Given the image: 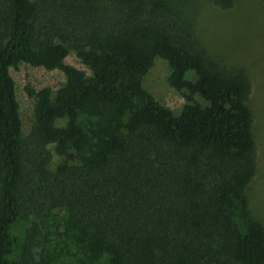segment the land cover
<instances>
[{
    "label": "trees",
    "instance_id": "1",
    "mask_svg": "<svg viewBox=\"0 0 264 264\" xmlns=\"http://www.w3.org/2000/svg\"><path fill=\"white\" fill-rule=\"evenodd\" d=\"M169 3L0 0V264H264L250 79L208 60ZM155 58L177 113L142 85ZM19 64L64 78L24 87L26 132Z\"/></svg>",
    "mask_w": 264,
    "mask_h": 264
},
{
    "label": "rangeland",
    "instance_id": "2",
    "mask_svg": "<svg viewBox=\"0 0 264 264\" xmlns=\"http://www.w3.org/2000/svg\"><path fill=\"white\" fill-rule=\"evenodd\" d=\"M178 1L184 3L182 19L191 26L204 56L227 66L241 67L250 79L252 89L248 108L253 116L257 172L247 190V197L250 216L264 224V0H233V6L225 11L213 6L210 0H169V5ZM64 63L88 74L72 53L66 56ZM167 72L165 62L155 58L142 78V85L156 101L177 113L183 100L168 86ZM9 74L14 82L22 129L26 132L33 102L26 97L24 87L55 90L63 83V74L26 64L10 69Z\"/></svg>",
    "mask_w": 264,
    "mask_h": 264
}]
</instances>
